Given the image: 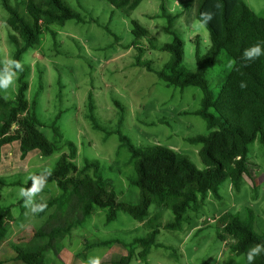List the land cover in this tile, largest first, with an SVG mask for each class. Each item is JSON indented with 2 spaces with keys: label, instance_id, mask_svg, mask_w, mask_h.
Listing matches in <instances>:
<instances>
[{
  "label": "rangeland",
  "instance_id": "374dc122",
  "mask_svg": "<svg viewBox=\"0 0 264 264\" xmlns=\"http://www.w3.org/2000/svg\"><path fill=\"white\" fill-rule=\"evenodd\" d=\"M21 1L11 0V3L24 12V5L17 4ZM65 1L78 10L86 22L69 20L64 26L51 25L55 37L46 31L39 43L22 56L29 81L27 97L32 99L37 94L38 113L45 123L41 131L53 141L51 124L56 122L64 135L63 141L75 144L74 161L82 165L86 158L98 160L103 176L112 180L118 200L137 204L140 189L131 184L135 169L130 152L121 146L116 132L106 137L104 131L93 128L88 118V96L92 91L94 114L108 131L117 128L120 110L115 101L118 100L125 107L121 130L135 145L160 144L187 155L198 168L204 169L199 155L202 144L187 140L209 132L206 121L193 113L201 105L202 90L196 86L182 89L166 85L154 72L135 65L138 47L130 46L135 38L132 20L137 19L151 32L141 41L140 45L146 50L142 57L153 61L155 69L162 68L169 60V52L152 48L154 41L158 44L172 41V36L165 32L167 18L161 16L160 0H143L130 15L107 0ZM185 1L193 2L189 10L185 11L182 2L176 0L167 1V10L174 16L180 12L173 28L184 40V65L196 70V41L201 53H206L211 44L210 33L196 17L199 0ZM245 1L264 17V0ZM7 17L8 12L0 0V60L12 58L15 50L9 38ZM96 19L107 24L118 39L95 23ZM231 62L223 52L220 62L208 69L206 77L215 93L220 89L218 77L231 68ZM17 89L18 78L6 93L0 92L13 99ZM63 152H70L68 145L62 144L49 156H43L38 150L22 158L18 144H12L0 153V204L12 206L14 216L0 240L2 264H24L16 259V245L26 247L48 216L38 217L25 209L18 195L23 186L10 183H25L37 171L52 170ZM248 157L250 175L244 177L240 191L233 188L231 181H225L220 187L221 200L210 194L198 213L188 212L189 220L182 230L160 228L157 241L162 245L151 249L147 261L138 257L141 247L132 246L135 256L129 264H246L245 255L233 254L231 239L220 240L217 230L223 213H245L246 208L251 207L256 214L255 230L264 233V145L259 139L250 144ZM59 192L56 182H51L36 200L46 201ZM107 213V209L97 207L82 225L63 238L58 257L51 250L45 253L46 263L85 264L89 256H99L101 264H121V257L128 253L122 242L146 236L149 229L145 224L156 214L159 216L154 223L162 225L174 217L170 209L156 205L150 207V215L144 222L123 210L108 222ZM107 239L118 242L86 248L87 243Z\"/></svg>",
  "mask_w": 264,
  "mask_h": 264
},
{
  "label": "trees",
  "instance_id": "16d2710c",
  "mask_svg": "<svg viewBox=\"0 0 264 264\" xmlns=\"http://www.w3.org/2000/svg\"><path fill=\"white\" fill-rule=\"evenodd\" d=\"M1 1L8 12L6 22L11 31L10 41L15 45L12 55L14 59L22 60L23 54L35 47L46 31L55 37L51 25L64 26L69 20L86 22L81 13L65 0H22L17 4L24 5V12L13 5L11 0ZM107 1L130 15L143 0ZM167 1L160 0V9L161 16L167 18L165 32L172 36V41L162 44L154 41L152 48L169 52V60L162 68L155 69L153 61L142 57L146 50L140 45L141 41L151 32L137 19L132 20V34L135 38L130 46L138 47L135 65L154 72L166 85L182 89L196 86L202 90L201 105L193 113L206 121L209 132L187 140L202 144L199 155L205 168H198L187 155L160 144L135 145L121 130L125 107L118 100L115 101L120 110L117 128L108 131L94 114L96 106L93 92L90 91L88 118L93 128L104 131L106 137L116 132L121 146L128 149L134 164L135 176L131 179V184L140 189L139 202L132 204L118 200L113 182L103 176L98 160L86 158L82 165L74 161L75 144L63 141L64 135L56 122L51 124L55 137L53 141L41 131L45 123L38 113L37 94L32 99L27 97L29 81L24 69L19 73L18 89L13 99L5 100L0 92V151L3 146L15 142L20 144L22 158L33 150L49 156L59 150L62 144L68 145L70 151L61 154L47 180V185L56 182L59 194L42 201L47 203L46 210L35 214L38 217L48 214L47 219L35 230L26 247L16 245V259L24 264H47L45 253L48 250L58 257L63 248V238L73 228L82 225L97 207L108 210V222L116 219L119 210L144 222L150 215L152 205L165 207L173 212L171 221L163 225L154 223L159 216L156 214L145 224L149 229L146 236L135 238L129 243L122 242L128 248V253L121 257V264L131 262L135 256L132 248L134 245L141 247L138 257L147 261L151 249L162 245L157 241L160 228L182 230L189 220L188 212L192 210L198 213L210 194L218 200L223 198L220 187L225 181H231L233 188L240 191L244 177L250 175V144L259 139L264 145V55L255 61L245 62L242 54L246 48L256 43H261L264 47V17L251 9L245 0H199L196 17L202 23L204 14L212 17L203 23L209 30L211 44L206 53L202 54L199 42L196 41L197 69L190 70L183 63L184 40L180 32L173 28V22L180 12L175 16L171 15L167 10ZM179 1L185 11L193 3ZM94 21L118 39L107 24L97 19ZM223 52L236 63L218 77L220 89L215 93L206 74L211 66L220 62ZM242 81L247 85L243 89L240 87ZM40 172L34 174L39 175ZM10 184L30 187L31 180L28 179L25 183L14 181ZM19 203H23V200L20 199ZM255 219V211L247 207L245 213L227 211L218 220V238L222 241L231 239V252L245 255L246 264L247 251L256 244H264V233L255 230ZM13 220L12 206L0 204V240L3 239L8 223ZM113 242L118 240L95 241L87 243L86 248L108 246ZM254 264H264V253L255 258Z\"/></svg>",
  "mask_w": 264,
  "mask_h": 264
},
{
  "label": "clouds",
  "instance_id": "9594fccd",
  "mask_svg": "<svg viewBox=\"0 0 264 264\" xmlns=\"http://www.w3.org/2000/svg\"><path fill=\"white\" fill-rule=\"evenodd\" d=\"M211 15L204 14L203 23L211 20ZM203 23L201 26H203ZM264 55V47L261 46V43H256L253 46L246 48L242 54V60L255 61L259 57ZM236 63L235 60L231 62L230 67L234 66ZM238 70V69H237ZM24 71V61L20 59H14L7 57L3 60H0V91L5 93L13 87L16 83L19 73ZM247 85L242 81L240 87L243 89ZM7 95L4 96V99L7 100ZM52 175V170L50 168H44L39 175L33 174L29 177L31 180L30 187H22L19 189V198L23 200V207L28 209L31 213L37 214L43 212L47 208L46 202H37L36 197L43 191L47 185L48 178ZM264 253V244H256L251 247L247 253L248 264H254L255 258ZM85 264H101L99 256H89Z\"/></svg>",
  "mask_w": 264,
  "mask_h": 264
},
{
  "label": "crops",
  "instance_id": "0c3cea01",
  "mask_svg": "<svg viewBox=\"0 0 264 264\" xmlns=\"http://www.w3.org/2000/svg\"><path fill=\"white\" fill-rule=\"evenodd\" d=\"M176 1H179V0H176ZM196 11H197V8H196ZM14 144H18V146H19V148H20V144H19V142H15ZM9 145H10V144L3 146V148H2L1 151H0V153L4 152L5 147H7V146H9ZM10 146H11V145H10ZM35 151H38V150H33V151L29 152L28 155L26 156V158H28V157L30 156V154H32V153L35 152Z\"/></svg>",
  "mask_w": 264,
  "mask_h": 264
}]
</instances>
